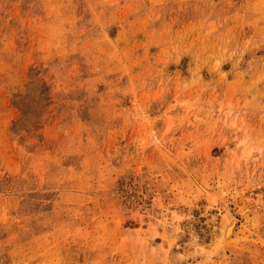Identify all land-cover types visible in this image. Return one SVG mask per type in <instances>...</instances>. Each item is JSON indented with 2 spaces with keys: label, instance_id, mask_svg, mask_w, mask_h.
I'll return each mask as SVG.
<instances>
[{
  "label": "rangeland",
  "instance_id": "obj_1",
  "mask_svg": "<svg viewBox=\"0 0 264 264\" xmlns=\"http://www.w3.org/2000/svg\"><path fill=\"white\" fill-rule=\"evenodd\" d=\"M0 264H264V0H0Z\"/></svg>",
  "mask_w": 264,
  "mask_h": 264
},
{
  "label": "bare ground",
  "instance_id": "obj_2",
  "mask_svg": "<svg viewBox=\"0 0 264 264\" xmlns=\"http://www.w3.org/2000/svg\"><path fill=\"white\" fill-rule=\"evenodd\" d=\"M236 222L237 221H235V218H234V219H230L229 222L227 224H225L226 226H225V229H223L224 231H223V237H222L223 238L222 239V242H224V244H225V242L227 244V242L232 238L233 233H234V230H235L236 225H237ZM220 244H221V242H220ZM222 249H220V248L217 249V252H216L217 256L212 257L213 260H215L216 258H218V255L219 256H222V255L225 254V252Z\"/></svg>",
  "mask_w": 264,
  "mask_h": 264
}]
</instances>
